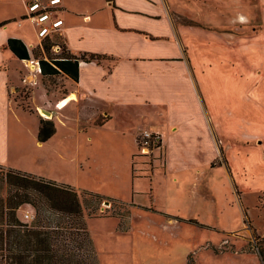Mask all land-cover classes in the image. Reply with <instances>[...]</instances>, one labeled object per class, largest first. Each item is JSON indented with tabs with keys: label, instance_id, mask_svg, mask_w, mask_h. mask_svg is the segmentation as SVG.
Wrapping results in <instances>:
<instances>
[{
	"label": "rangeland",
	"instance_id": "obj_1",
	"mask_svg": "<svg viewBox=\"0 0 264 264\" xmlns=\"http://www.w3.org/2000/svg\"><path fill=\"white\" fill-rule=\"evenodd\" d=\"M25 1L0 0V20L19 22L31 59L69 51L57 33L45 53L30 19L20 15L27 13ZM104 1L63 2L62 16L79 20L83 15L75 9L91 10ZM171 1L193 14L176 16L177 26L208 33L214 44L197 53V65L208 76L204 84L200 80L199 94L190 84L188 108L130 102L116 109L112 131L88 135L77 130L75 117L54 108L55 98L69 91L68 77L40 73L36 85L25 84L30 68L5 49L0 159L9 166L0 163L106 197L80 195L100 264H264V0ZM9 79L17 81L8 86L11 101L4 95ZM39 89L53 104L39 103ZM87 107L88 117L95 115L91 124L111 118L104 109ZM67 112L75 115L74 105ZM42 119H51L58 131L37 146ZM126 128L134 142L122 135ZM146 132L152 133L148 139ZM18 215L31 221L35 210L26 204Z\"/></svg>",
	"mask_w": 264,
	"mask_h": 264
},
{
	"label": "crops",
	"instance_id": "obj_2",
	"mask_svg": "<svg viewBox=\"0 0 264 264\" xmlns=\"http://www.w3.org/2000/svg\"><path fill=\"white\" fill-rule=\"evenodd\" d=\"M63 2L69 3V0H61L59 4L58 14L62 18L65 8ZM102 10H105V17L102 16ZM75 11L82 13L83 18L79 17V20L75 21L71 16L63 18L64 23L59 30V33L65 36L69 52L77 56L83 53H97L104 57L100 61L80 60L79 80L76 82L67 76L69 91L64 97L55 98L54 104L41 89L36 93H39V103H51L64 117H75L79 132L92 135L95 130L99 133L112 131L118 118L116 109L122 105L129 106L130 102L147 103V106L154 108L165 105L170 111L176 108L182 112L189 107L187 103L193 101V87L199 94L200 80L204 84L208 74L203 72L202 65H197V53L213 47L214 44L209 40L212 37L208 33L185 30L181 24L177 26L176 16H193L180 3L173 4L171 0H105L103 4L91 10L87 8ZM20 15L23 17L25 13ZM9 19L2 18L0 22ZM207 19L214 20L213 16H207ZM67 22L69 24L65 35L64 26ZM151 22L154 24L152 29L148 28ZM90 26L95 28L90 30ZM20 27L19 22L15 26L6 24L0 27V54L8 49L6 43L10 37H18L26 43L31 55L29 42L21 34ZM35 37L40 43V39L36 35ZM165 48L167 50L160 52ZM17 59L21 62L29 60ZM209 68L211 67H208V72ZM5 69V65H0V75L7 76ZM9 81L5 85L4 95L11 101L8 86L17 81ZM220 81L225 82L224 79ZM158 91L161 93L160 97L157 96ZM187 93L189 97L183 99L182 96ZM80 102L84 108H81ZM160 102L164 105L161 106ZM72 105L75 107V115L67 112ZM87 105L106 110L107 112H104L108 116L110 114L111 118L100 126L91 124L95 115L88 117V110L85 109ZM187 115L185 116L188 117ZM129 128L122 129V135L129 136L134 142L132 132H123ZM89 138L93 141L92 136ZM47 141L40 142L36 137V145L39 143L44 146ZM0 161L7 164L1 159Z\"/></svg>",
	"mask_w": 264,
	"mask_h": 264
},
{
	"label": "trees",
	"instance_id": "obj_3",
	"mask_svg": "<svg viewBox=\"0 0 264 264\" xmlns=\"http://www.w3.org/2000/svg\"><path fill=\"white\" fill-rule=\"evenodd\" d=\"M14 21L0 22V27ZM52 37L43 41V50L53 46ZM6 47L19 59H31L26 43L10 37ZM41 74H65L79 80L80 60L100 61L97 53L74 55L64 50L59 56H39ZM103 125L104 123H99ZM56 132L51 119H42L38 140L45 142ZM98 199L99 193L81 190L0 163V264H100L93 239L84 219L80 195ZM29 204L35 210L31 221L23 220L18 211ZM264 256V252H261ZM264 259V257H263Z\"/></svg>",
	"mask_w": 264,
	"mask_h": 264
},
{
	"label": "built area",
	"instance_id": "obj_4",
	"mask_svg": "<svg viewBox=\"0 0 264 264\" xmlns=\"http://www.w3.org/2000/svg\"><path fill=\"white\" fill-rule=\"evenodd\" d=\"M61 0H30L26 2L27 13L23 16L24 19H30L36 36L40 39V43L47 38L52 37L54 34L59 33L61 26L64 23V19L59 16L60 10L59 4ZM33 67L25 66L30 68L29 73L23 76L22 81L28 85H36L38 74L41 73L39 60L34 58L29 59ZM150 132H146V138H150L152 135ZM25 217L30 218V214L27 213Z\"/></svg>",
	"mask_w": 264,
	"mask_h": 264
},
{
	"label": "water",
	"instance_id": "obj_5",
	"mask_svg": "<svg viewBox=\"0 0 264 264\" xmlns=\"http://www.w3.org/2000/svg\"><path fill=\"white\" fill-rule=\"evenodd\" d=\"M42 111L44 112V113H46L47 115H49L50 117L52 116V112L50 111V110H47V109H42Z\"/></svg>",
	"mask_w": 264,
	"mask_h": 264
},
{
	"label": "bare ground",
	"instance_id": "obj_6",
	"mask_svg": "<svg viewBox=\"0 0 264 264\" xmlns=\"http://www.w3.org/2000/svg\"><path fill=\"white\" fill-rule=\"evenodd\" d=\"M23 62L26 63L27 66L32 65V62H31L30 60H28V61H26V62L23 61ZM26 65H25V66H26ZM40 108H41V107H40ZM40 110H41V109H40ZM49 117H50V116H49Z\"/></svg>",
	"mask_w": 264,
	"mask_h": 264
}]
</instances>
